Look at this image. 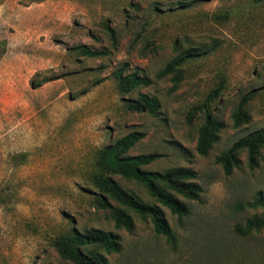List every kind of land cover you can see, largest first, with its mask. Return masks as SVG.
I'll use <instances>...</instances> for the list:
<instances>
[{"label":"rangeland","instance_id":"rangeland-1","mask_svg":"<svg viewBox=\"0 0 264 264\" xmlns=\"http://www.w3.org/2000/svg\"><path fill=\"white\" fill-rule=\"evenodd\" d=\"M105 52L83 56L81 47ZM189 57L182 80L156 77L173 58ZM151 84L127 94L115 73ZM48 78L37 88L30 81ZM221 89L207 103L209 95ZM155 96L157 116L127 109V99ZM248 96L249 121L232 114ZM207 104V108L204 107ZM223 123L206 156L197 154L202 110ZM195 110L193 118L187 116ZM264 126V2L255 0H0V264H74L55 242L71 229L118 235L121 250L105 264H264V230L236 226L264 211L251 206L264 191V146L257 166L246 151L226 175L214 160ZM138 132L130 156L156 153L145 171L184 167L196 172L198 199L172 215L146 189L112 175L144 205L158 209L176 236L172 248L149 218L129 212L134 229H115L96 208L90 174L99 151Z\"/></svg>","mask_w":264,"mask_h":264},{"label":"trees","instance_id":"trees-1","mask_svg":"<svg viewBox=\"0 0 264 264\" xmlns=\"http://www.w3.org/2000/svg\"><path fill=\"white\" fill-rule=\"evenodd\" d=\"M31 2H42L45 0H30ZM264 2V0H255ZM83 56L97 58L105 55V52L93 51L82 46ZM199 53H185L182 56L173 58L159 72L156 77L162 79L171 76L172 86L170 92L176 90L182 80L181 69L184 62ZM119 82V89L122 93H129L135 89L147 87L151 84L148 78L137 73L123 75V68L115 73ZM49 81L48 78L30 81L32 88L39 87L42 82ZM219 86L208 97L207 103L217 98L221 92ZM248 96H244L236 111L232 114L234 127H239L249 121L246 112ZM127 109L135 113H148L157 116L160 110V102L155 96L141 94L137 99L126 100ZM207 108V104H204ZM204 123L198 129V136L195 150L198 155L206 156L212 145L218 141V135L223 128V123L211 114L209 110H202ZM195 114L191 111L187 120L190 121ZM143 134L138 132L130 133L113 143L105 146L99 151L92 173L90 183L96 191L94 203L96 208L107 212L114 223L115 229H123L130 233L134 229V222L129 214L149 218L153 231L156 235L163 236L172 248L176 247V236L170 228L162 213L154 208L144 205L134 194L123 189L112 175H119L126 180H132L142 185L147 193L156 200L162 207L179 220L188 214L187 206L177 196L186 200H196L201 192L200 186L196 183V172L190 168L175 167L165 172L145 171L143 168L160 158L159 154H140L130 156L127 152L133 148L141 139ZM264 146V126L260 129L239 139L227 150L216 156L215 164L221 165L224 173L229 175L234 167L238 165V154L246 151L251 169L257 166V159L260 150ZM251 206L264 211V191H258ZM237 233L246 235L254 231L264 230V213L261 216H254L247 219L244 225L236 226ZM56 249L62 259L71 261L74 264H105L103 254H115L120 252L121 245L117 234L101 229L78 230L71 229L67 235L57 238Z\"/></svg>","mask_w":264,"mask_h":264}]
</instances>
